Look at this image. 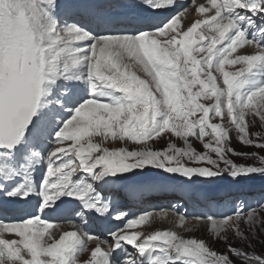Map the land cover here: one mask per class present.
<instances>
[{
	"label": "snow or ice",
	"instance_id": "6c2138e0",
	"mask_svg": "<svg viewBox=\"0 0 264 264\" xmlns=\"http://www.w3.org/2000/svg\"><path fill=\"white\" fill-rule=\"evenodd\" d=\"M190 3L186 22L183 0H0V264H264L249 250L256 208L195 217L220 251L137 230L153 212L115 199L117 185L134 198L264 177V0ZM171 137L184 147L149 145ZM171 209L185 229L188 214Z\"/></svg>",
	"mask_w": 264,
	"mask_h": 264
},
{
	"label": "rangeland",
	"instance_id": "374dc122",
	"mask_svg": "<svg viewBox=\"0 0 264 264\" xmlns=\"http://www.w3.org/2000/svg\"><path fill=\"white\" fill-rule=\"evenodd\" d=\"M197 3H206V0H197ZM187 6H188V16H187L186 22H189V21L197 18V14L195 13L194 7L191 5V3H189ZM257 125H258V127L256 129H254V131H259L261 134H264V126H259V121H257ZM189 139L191 140L193 147L196 148L197 151H205L203 149L202 144L198 140H195V138H189ZM169 142L176 144L177 147H184L183 140L176 138V137H171L170 140L167 138H161L158 141L149 142V145L151 147H153L154 149H160V148H166L167 144ZM233 143L236 145V147L241 148L243 151H245L246 149H248L247 151H260L259 149L254 148V147L241 146L239 144V142L236 141L235 139L233 140ZM108 146L109 147L125 146V147H128L129 150H132L133 148L138 149V148L142 147L141 145H135L134 146L131 143L122 145L119 143H111V142L108 144ZM261 154L264 155V152H261ZM233 159L237 163H245V162L252 163L253 162L251 160L246 161V159L243 157H233ZM220 186H222L221 182L217 181L216 179L214 180V182H202V181L198 180L196 182V184L190 185V187L194 191L199 189V190H208L209 192L216 191L217 188ZM234 193L235 194L229 198L234 199V197H235V199L237 201L236 207L238 204L243 203V206H245L246 210L249 207L256 208L257 211L260 213L261 217H264V209L254 207V205H251L249 207L247 206V204H249V202L253 200V197H255L260 202H264V193L263 192H261V195H259V196H257L256 194L247 193L250 195L245 196V197H243L242 195H240L237 192H234ZM168 196H170L172 198H169V197L165 198L162 195H156L153 193L141 195L139 197L140 200L136 204H134L131 207H127L130 209H132V208L137 209L131 215L138 214L141 211L153 212V215L150 217V220L146 224L141 226V228H139L137 230H141V231H144L145 233H147V232H151V231L159 230V229H164V228L173 229V230L182 232V234H184L187 237L195 236L197 238H204V239H206V241L209 242L210 246L214 247L217 250H220V251L226 250V245L224 242H222V241L216 242V241L211 239L212 234L210 231L207 230L209 228L208 222L205 220H197V219H195V217L196 216H206L209 214L213 215L214 217H220V216H223L225 214H230L228 207H227V205H228L227 202L229 200L228 197H225V198L223 197L220 199V198H217V196H216L215 197L216 200L220 199L219 200L220 207L214 206L213 208H211V207H207V205H205V204H198L197 206H195L193 204H189L187 202H184L181 199L174 198L173 194H170ZM222 196L223 195H221L220 197H222ZM237 197H241V198L237 199ZM115 199L118 201V204H119L120 200H125V197L120 195V193H119L115 197ZM165 199H168V200H165ZM170 199H172V200H170ZM207 199L209 201H211L210 198L208 197V195H207ZM173 204L178 206L180 213H187L188 214V217H187L186 223H185V229L186 230L177 228V224L179 221V215L176 214L175 210L171 209V205H173ZM192 206L195 208H193ZM206 207H207V209H206ZM161 208L167 210L166 216H160V215L156 214L155 210H159ZM235 208L233 209V211L235 210ZM62 224H67L66 227L71 226L70 228H71V230H73L72 223L65 222ZM252 244H253V248L249 249L250 251L255 250L258 254L260 252L264 251V227L257 229V233L255 236V239L252 241ZM89 247H92V246H89ZM86 256H87V254H84V257H82V259L85 258Z\"/></svg>",
	"mask_w": 264,
	"mask_h": 264
},
{
	"label": "bare ground",
	"instance_id": "6f19581e",
	"mask_svg": "<svg viewBox=\"0 0 264 264\" xmlns=\"http://www.w3.org/2000/svg\"><path fill=\"white\" fill-rule=\"evenodd\" d=\"M247 182H243L240 185V189L244 190L246 193L259 194L260 189L264 187V182H262L259 178H256L255 180L250 181L251 183L249 185L245 184ZM195 191H198L199 195L205 199V203H206L207 207H211V208H213L214 206L215 207L220 206L219 200H216V198H215L216 195H218V196L223 195L222 198L228 197V199H230L229 197L233 196L235 194L234 192L239 193L238 190L232 189V187L223 188L222 186L218 187L216 191H212V192H209L208 190H199V189H197ZM207 195L211 201H209L207 199ZM239 198H241V197H237V199H239ZM234 199H235V197H234ZM252 202H253V200L250 201L249 204H252ZM244 208H245V206H244ZM66 226H67V224H61V228L63 230H71V228H70L71 226L70 227H66ZM54 231H55V229H54ZM89 246H94V242L90 243Z\"/></svg>",
	"mask_w": 264,
	"mask_h": 264
},
{
	"label": "trees",
	"instance_id": "16d2710c",
	"mask_svg": "<svg viewBox=\"0 0 264 264\" xmlns=\"http://www.w3.org/2000/svg\"><path fill=\"white\" fill-rule=\"evenodd\" d=\"M247 150H248V149H246L245 151H247ZM250 183H251V182H250V181H248V182H247V183H245V184H248V185H249ZM245 184H244V185H245Z\"/></svg>",
	"mask_w": 264,
	"mask_h": 264
}]
</instances>
